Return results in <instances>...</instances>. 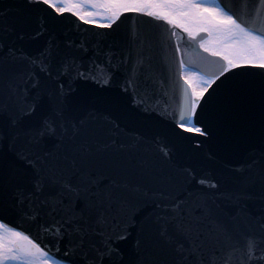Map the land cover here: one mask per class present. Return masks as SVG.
<instances>
[{"label":"snow or ice","instance_id":"obj_1","mask_svg":"<svg viewBox=\"0 0 264 264\" xmlns=\"http://www.w3.org/2000/svg\"><path fill=\"white\" fill-rule=\"evenodd\" d=\"M0 264H264V0H0Z\"/></svg>","mask_w":264,"mask_h":264},{"label":"water","instance_id":"obj_2","mask_svg":"<svg viewBox=\"0 0 264 264\" xmlns=\"http://www.w3.org/2000/svg\"><path fill=\"white\" fill-rule=\"evenodd\" d=\"M66 17H70V19H66L64 21V27L65 29L67 30H75V27L77 24H79L81 26L82 29L86 30V31H91L92 29H95L97 32H105L107 31L106 29H102V28H99L98 26H95V25H88V24H85L84 22L82 21H79L78 18H76L75 16H72L70 13H66L65 14ZM129 23H131V21H129ZM161 24V28H160V31H164L165 29H171V26L170 25H167L165 22H158ZM177 35L181 37V43H183V40L185 39H188L187 38V34L186 33H183L182 30L180 29H177ZM172 42L173 44H175L176 42V37H172ZM191 41H189L190 43ZM178 102V100H177ZM164 127L166 128L167 125H164ZM185 131V135L186 136H197L198 134L195 133V132H187L186 130ZM201 140L204 139V137H200ZM194 141H192V144L194 145ZM178 147H182V146H178ZM12 218L9 217L8 220H5V223H9V220H11Z\"/></svg>","mask_w":264,"mask_h":264},{"label":"rangeland","instance_id":"obj_3","mask_svg":"<svg viewBox=\"0 0 264 264\" xmlns=\"http://www.w3.org/2000/svg\"><path fill=\"white\" fill-rule=\"evenodd\" d=\"M99 19H103V17L101 16V17H99Z\"/></svg>","mask_w":264,"mask_h":264}]
</instances>
